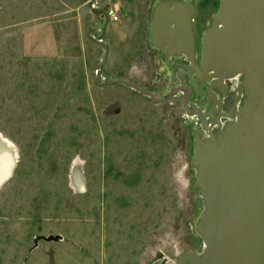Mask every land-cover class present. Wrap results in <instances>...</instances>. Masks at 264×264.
Returning <instances> with one entry per match:
<instances>
[{
  "label": "rangeland",
  "instance_id": "rangeland-1",
  "mask_svg": "<svg viewBox=\"0 0 264 264\" xmlns=\"http://www.w3.org/2000/svg\"><path fill=\"white\" fill-rule=\"evenodd\" d=\"M179 1L195 8L201 57L220 0H92L93 9L85 0H0L1 154L18 153L0 186V264H178L171 255L202 252L194 142L208 133L185 109L186 91L155 103L91 75L102 64L103 82L131 81L158 100L187 87L189 106H230V80L224 91L202 82L158 47L154 17L164 12L155 9ZM94 28L107 49L89 37Z\"/></svg>",
  "mask_w": 264,
  "mask_h": 264
},
{
  "label": "water",
  "instance_id": "water-1",
  "mask_svg": "<svg viewBox=\"0 0 264 264\" xmlns=\"http://www.w3.org/2000/svg\"><path fill=\"white\" fill-rule=\"evenodd\" d=\"M86 1L93 9L92 0ZM155 11L164 12L157 19L155 14V37L171 48L166 50L167 56L187 55L190 61L187 68L202 82L210 80L223 85L227 78L242 75L244 78L235 99L241 102L240 107L226 114L229 120L224 123L220 118L212 122L221 125L219 133L201 117L209 136L197 135L194 142L196 180L204 200L198 222L204 249L171 257L178 264H264V0H220L212 26L203 37L199 64L192 21L195 8L179 1L158 5ZM89 37L107 49L96 28L90 30ZM101 66L95 65L91 70L98 85H127L155 103L168 101L182 90L187 96L190 92L187 87L176 88L158 100L137 83L119 79L101 81L95 72ZM182 101L188 113L196 114L188 105V97H182ZM15 156L18 153L11 156L7 151L6 168H0V185L13 174ZM61 238L50 235L44 239ZM39 239L43 238L36 241Z\"/></svg>",
  "mask_w": 264,
  "mask_h": 264
},
{
  "label": "flooded vegetation",
  "instance_id": "flooded-vegetation-1",
  "mask_svg": "<svg viewBox=\"0 0 264 264\" xmlns=\"http://www.w3.org/2000/svg\"><path fill=\"white\" fill-rule=\"evenodd\" d=\"M157 14V13H156ZM194 15V14H193ZM192 21H193V16H192ZM193 30H194V35H195V40H196V50H198V46H197V42H198V36H197V33H196V31H195V29H194V26H193ZM163 35V34H162ZM161 45H164V48L161 46ZM158 47L161 49V50H163L164 52H165V54L167 55V49L169 50V49H171L168 45H167V43L164 41V40H158ZM169 54V53H168ZM170 55H173V54H170ZM186 59H185V58ZM182 59L184 60V61H188L189 63H190V61H189V58H188V56L187 55H182V58L181 59H178V60H181L180 62H183L182 61ZM196 59H197V62H199L200 61V55L199 54H197V52H196ZM236 80L237 81H234V80H231L230 82L233 84V86L235 87L236 85H238V84H240L243 80H244V78H243V75L242 76H236ZM225 82H224V84L222 85H220V84H218V87H220V86H223L222 88H221V90L223 89V91H224V89L226 88V89H228L229 88V85H228V83H227V80L225 79L224 80ZM227 93V92H226ZM188 97V99L190 100L191 98H193V93L192 92H189V94H188V96L187 95H185L184 94V98H187ZM210 97L214 100V98H213V96L212 95H210ZM215 101V100H214ZM213 101V103L214 104H212L211 106H210V108H209V110H207V112H205V111H203L202 109H199V107H197L196 106V104L194 103L193 104V107H192V111L193 112H196V116H199V119H200V124L202 125L203 124V122H202V120H201V117H203V119L205 120V124L206 125H208V126H212V125H214L212 122H216L219 118H221V121H225V120H229V117H227L226 116V114H230V113H233L234 112V106H235V104H236V101H235V98L232 100V102H231V104H230V106H224V105H222L221 104V102L220 101H218V100H216L215 102ZM218 107V108H217ZM219 107H220V112L219 113H217V110L219 109ZM199 111H201L203 114L202 115H204V116H201V114H200V112ZM207 116L209 117V118H207ZM207 119H210L211 120V122L210 121H208ZM216 125V124H215ZM205 131V130H204ZM207 133V132H206ZM0 145H2V146H0V157H2V154H1V152H2V150H4L3 149V144H0ZM2 147V148H1ZM5 153H7V151L5 152ZM15 158L17 159L18 157H16L15 156ZM1 159V158H0ZM0 162H1V160H0ZM12 176V175H11ZM8 180V179H7ZM2 185V184H1ZM0 185V186H1Z\"/></svg>",
  "mask_w": 264,
  "mask_h": 264
},
{
  "label": "bare ground",
  "instance_id": "bare-ground-1",
  "mask_svg": "<svg viewBox=\"0 0 264 264\" xmlns=\"http://www.w3.org/2000/svg\"><path fill=\"white\" fill-rule=\"evenodd\" d=\"M10 142V141H9ZM3 144V145H6V146H8L9 147V143H8V141L6 140V138L4 139L3 138V136L0 134V144ZM0 146H2V145H0ZM12 147V146H11ZM2 148V147H1ZM9 151V150H8ZM1 158V164H0V168L1 169H5L6 168V164H7V157H6V155H3L2 157H0ZM16 163V162H15Z\"/></svg>",
  "mask_w": 264,
  "mask_h": 264
},
{
  "label": "built area",
  "instance_id": "built-area-1",
  "mask_svg": "<svg viewBox=\"0 0 264 264\" xmlns=\"http://www.w3.org/2000/svg\"><path fill=\"white\" fill-rule=\"evenodd\" d=\"M108 15L110 16V17H113L115 20H118V15L116 14V12L113 10V9H111L109 12H108Z\"/></svg>",
  "mask_w": 264,
  "mask_h": 264
}]
</instances>
